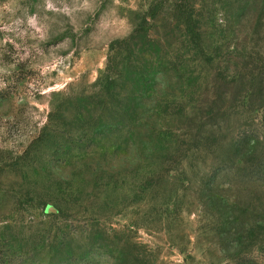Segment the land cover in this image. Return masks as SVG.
I'll return each mask as SVG.
<instances>
[{"label":"rangeland","instance_id":"1","mask_svg":"<svg viewBox=\"0 0 264 264\" xmlns=\"http://www.w3.org/2000/svg\"><path fill=\"white\" fill-rule=\"evenodd\" d=\"M0 264H264V0H0Z\"/></svg>","mask_w":264,"mask_h":264},{"label":"trees","instance_id":"2","mask_svg":"<svg viewBox=\"0 0 264 264\" xmlns=\"http://www.w3.org/2000/svg\"><path fill=\"white\" fill-rule=\"evenodd\" d=\"M143 19H144V21H146V22H147V19H146V17H144ZM135 32H137V30H136ZM131 38H133V36H132ZM128 40H131V39H128ZM109 67H110V66H108L107 72H108V70H109ZM106 76H107V77H106V80H108V79H109V78H108V75H106ZM113 82H115V80H114V79H113V80H111V83H113ZM106 84H108V85H109V82H107V81H106Z\"/></svg>","mask_w":264,"mask_h":264}]
</instances>
